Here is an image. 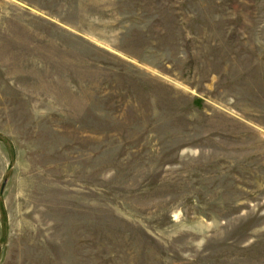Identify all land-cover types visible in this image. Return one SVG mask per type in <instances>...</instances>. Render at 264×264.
<instances>
[{"label": "rangeland", "instance_id": "1", "mask_svg": "<svg viewBox=\"0 0 264 264\" xmlns=\"http://www.w3.org/2000/svg\"><path fill=\"white\" fill-rule=\"evenodd\" d=\"M0 264H264V0H0Z\"/></svg>", "mask_w": 264, "mask_h": 264}, {"label": "water", "instance_id": "2", "mask_svg": "<svg viewBox=\"0 0 264 264\" xmlns=\"http://www.w3.org/2000/svg\"><path fill=\"white\" fill-rule=\"evenodd\" d=\"M3 187H4V183H3L2 186H1V190L3 189Z\"/></svg>", "mask_w": 264, "mask_h": 264}]
</instances>
